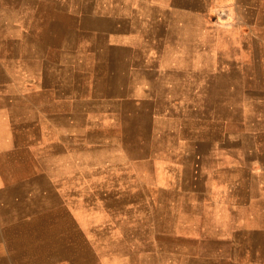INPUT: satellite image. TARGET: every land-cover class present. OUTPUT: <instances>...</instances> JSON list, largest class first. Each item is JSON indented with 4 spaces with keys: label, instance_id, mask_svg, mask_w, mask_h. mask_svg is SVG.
<instances>
[{
    "label": "rangeland",
    "instance_id": "1",
    "mask_svg": "<svg viewBox=\"0 0 264 264\" xmlns=\"http://www.w3.org/2000/svg\"><path fill=\"white\" fill-rule=\"evenodd\" d=\"M103 2L0 0V83L43 172L0 264H264V0L155 94L87 14Z\"/></svg>",
    "mask_w": 264,
    "mask_h": 264
},
{
    "label": "crops",
    "instance_id": "2",
    "mask_svg": "<svg viewBox=\"0 0 264 264\" xmlns=\"http://www.w3.org/2000/svg\"><path fill=\"white\" fill-rule=\"evenodd\" d=\"M103 4L87 9V14L93 23L105 24L103 31L110 44L129 46L143 56L139 60L147 81L144 86L154 88L151 89L154 94L160 85L177 86L178 79L190 77L199 69L208 70L206 60L216 50L209 49L212 45L208 35L212 31L219 40L216 52L223 55L225 37L233 40L241 31L249 34L262 23L258 18L260 0H104ZM221 7L232 8L225 24L215 19ZM210 16L215 19L211 25ZM13 102L0 83V238L3 239L16 237V215L31 203L33 189L43 190L38 183L43 172L33 166L32 120L24 118L17 126V115L11 110Z\"/></svg>",
    "mask_w": 264,
    "mask_h": 264
},
{
    "label": "built area",
    "instance_id": "3",
    "mask_svg": "<svg viewBox=\"0 0 264 264\" xmlns=\"http://www.w3.org/2000/svg\"><path fill=\"white\" fill-rule=\"evenodd\" d=\"M219 15H220L221 17H226V16H227V10H225V9H220V11H219Z\"/></svg>",
    "mask_w": 264,
    "mask_h": 264
}]
</instances>
